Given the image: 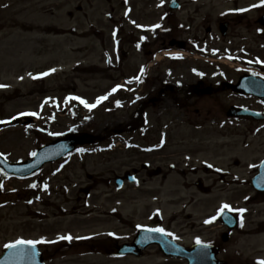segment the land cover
<instances>
[{"label": "rangeland", "instance_id": "rangeland-1", "mask_svg": "<svg viewBox=\"0 0 264 264\" xmlns=\"http://www.w3.org/2000/svg\"><path fill=\"white\" fill-rule=\"evenodd\" d=\"M169 1L0 0V85L6 86L0 88V121H10L0 123L7 125L0 127V153L11 162H19L30 159L39 147L67 134L86 133L97 140L78 147L69 157L45 166L31 178L0 179L3 186L0 188V254L6 244L16 240L43 239L55 241L38 244L44 252L46 248L53 252L48 264H184L165 260L154 247L141 260L97 256L90 254L93 252L90 248L107 241L121 245L133 238L134 225L146 224L147 211L155 207H159L163 226L169 233L183 243H191L203 235L198 228L191 229L193 220L185 215L191 213L198 225L217 205L214 203L217 200L206 201L192 186L197 179L206 184L217 182L213 170L203 166H228L230 154L222 149L233 151V157L243 163L239 165L243 168L252 158H257L252 145L245 155L240 154L244 137L222 139L217 127L205 125L199 129L196 123H171L173 115L180 117L182 113L169 99L163 100L164 108L161 105L167 110L162 123L157 124L155 118L163 109L153 107L148 110L143 132L127 130L126 124L142 98L155 95L159 85L153 79L159 74L170 72L173 85L174 82L195 85L201 78L198 73L203 75V72L205 85H212L220 80H232V67L249 68L246 64L253 56L264 59V32L257 24L263 14L260 7H252V12L240 15L234 13L250 9L260 0H178L177 19L165 15ZM197 9L200 12L193 14ZM190 17L199 27L186 28ZM228 17H233L234 23L227 38L215 34L216 30L211 35L205 33L209 26L212 28L222 19L229 20ZM176 21L184 23L182 30H170ZM195 37L199 39L196 42L199 48L207 45L203 51L215 56L198 53L193 49L194 44L190 51L177 54V49H160L162 41L172 38L188 41ZM231 54L238 61L221 64L219 55ZM218 65L222 67L219 68L222 76L208 82ZM45 72L50 74L32 79ZM142 73L149 77L144 85L141 83L144 76L137 81ZM167 80L171 81L170 77ZM101 96L107 99L91 111L79 102L95 104ZM68 97L79 99L65 103ZM207 102L190 105L189 118L196 121ZM201 122L199 119L198 123ZM161 128L164 129L160 131ZM245 129L246 126H240L232 132L243 134ZM158 143L164 145L161 154L165 156L159 159V165L166 168L168 163H175L185 174L164 169L165 180L159 177L148 182L141 171V184L117 192L114 176L130 169L139 170L145 160L153 157L151 150ZM238 175L246 177L247 170ZM32 184L37 187H30ZM86 188L90 189L88 196L82 192ZM152 197L157 200L148 209L145 205L151 203ZM133 198L138 203L134 210ZM192 198L198 201L187 208ZM118 202L123 205L119 211L126 220L124 224L114 221L120 219L114 207ZM205 209L210 212H203ZM254 219L264 221V215L258 214ZM252 229L264 232V226L255 225ZM69 235L73 237L70 242L58 239ZM263 240L261 233L256 241L252 239V248L262 246ZM69 245L75 248L63 250ZM58 248L61 249L58 253L53 251Z\"/></svg>", "mask_w": 264, "mask_h": 264}, {"label": "flooded vegetation", "instance_id": "flooded-vegetation-1", "mask_svg": "<svg viewBox=\"0 0 264 264\" xmlns=\"http://www.w3.org/2000/svg\"><path fill=\"white\" fill-rule=\"evenodd\" d=\"M200 9V8H199ZM197 9L193 14H197L200 10ZM173 16L172 14H170ZM227 21L223 20L219 23L225 22L228 24V28L231 27V24L234 23L233 18L228 17ZM204 21V22H203ZM202 23H206L203 20ZM184 24L182 21L174 22L176 30H180L179 25ZM189 28H193L195 25V19L190 18L189 23H187ZM218 24V22H217ZM218 24V25H219ZM202 26V24L200 25ZM195 27H199L195 25ZM162 46V45H161ZM164 48V46H162ZM185 50H189V44H185ZM251 74L257 78L264 79V67L255 68L252 72L241 73L236 72L234 78H232L231 83H236L243 75ZM167 77H170L168 73H161L154 79L158 83V89H163V95L159 101L153 106L154 108L159 107L158 109H163L166 103L163 100H170L171 104L176 107L181 114L180 117L170 118L171 123L175 121H181L183 124L193 125H212L223 127L225 133L230 132L231 129H234L235 126H246L249 131H252L253 141L255 142L254 146L256 148L255 152L257 153V158H252L250 162V175L247 182H243L242 188L240 190L225 191L226 189L221 190L222 196L231 197L232 205H238L240 209H245L243 214L231 213L232 216L236 219V225L233 228H227L224 224L219 223L218 230L212 227V225H207L206 232L210 237L215 233L216 236L212 238V245L217 248V258L222 264H256L257 260L264 259V247L258 250H252V239L259 237L260 234L252 231V226H254V218L259 214L264 215V193L257 192L252 187V178L258 173V169L261 163L264 161V103L260 101L257 97L240 95L235 92L230 87L224 85L223 82H220L217 85H205L203 80H199L197 85H167L166 87H161V83L167 82ZM207 100V105L203 107L204 109L198 113V118L196 121H193L189 118L187 114V109L190 105H196L198 101ZM209 103V104H208ZM160 104V105H159ZM163 105V108L161 107ZM144 110H149V106H146V103H143ZM150 107V108H153ZM252 112V115L248 116H239L240 111ZM167 110L164 109L158 113L155 120L157 123H162V119L167 118ZM202 115V116H201ZM169 118V117H168ZM203 120V122L198 123V120ZM180 155V154H175ZM170 155V157L175 156ZM165 157L161 152H154L153 157L149 162L159 165L160 158ZM168 169L172 170V165L166 166ZM230 168V167H229ZM153 170L146 167L144 170L145 175L148 178L152 177ZM165 178V176L163 177ZM220 185L222 187L224 182L220 180ZM212 191L209 188L208 193L205 197L212 195ZM246 219V221H244ZM241 221L243 222L241 224ZM213 228V229H212ZM212 229V231H210ZM248 240V247L242 246L244 241ZM53 253V252H52ZM50 254L49 251L45 252L47 263H49L53 254Z\"/></svg>", "mask_w": 264, "mask_h": 264}, {"label": "water", "instance_id": "water-1", "mask_svg": "<svg viewBox=\"0 0 264 264\" xmlns=\"http://www.w3.org/2000/svg\"><path fill=\"white\" fill-rule=\"evenodd\" d=\"M171 8H173V6H171ZM259 22L264 26V18H262ZM225 28L226 26H222L221 31L224 32ZM173 44L174 43H171V46H173ZM93 141V138L86 135H68L63 140H59L53 144L39 148L35 157L24 163L10 164L6 162L4 158L0 157V168H2L9 175L27 177L37 172L44 164L57 161L65 155L71 153L77 145ZM263 175L264 174H262L261 177ZM116 183L119 188L122 184V179L116 180ZM148 244H158L165 255L186 259L189 264H212V262H214V255L211 253V250H209L210 256L208 260H206L201 246L192 249L191 252H185L164 236L159 237L155 233L147 235L140 232L133 245L131 247H124L120 253L123 255L139 254ZM12 251L14 250L8 249L4 255L0 257V264H42V259L38 255L31 258H16L12 256Z\"/></svg>", "mask_w": 264, "mask_h": 264}, {"label": "snow or ice", "instance_id": "snow-or-ice-1", "mask_svg": "<svg viewBox=\"0 0 264 264\" xmlns=\"http://www.w3.org/2000/svg\"><path fill=\"white\" fill-rule=\"evenodd\" d=\"M261 6H264V0H260V4H257V5H253L252 7H261ZM249 9H240L239 11L241 12H244V11H248ZM156 27H160L159 25H157ZM113 36H115V33H113ZM143 39V38H142ZM137 47H139V45H137ZM257 63H259V61H257ZM51 71H55V69H52ZM50 73L49 72H45V73H42L41 76H33L32 79H40L42 78L43 76H47L49 75ZM127 83H131V81H128ZM3 87H6L5 85H0V88H3ZM117 89H113L112 91L115 92ZM112 93H109V95H111ZM79 98L77 97H68L67 100L65 101V103H67L69 100H77ZM107 99V96H101L97 99L96 103L95 104H88L86 101L84 100H80L79 102L81 104H84V106L86 108H88L90 111L91 109L95 108L99 103H101L102 101L106 100ZM45 103H47V101H45ZM117 106H120L119 105V102H117ZM21 115H24V116H28V115H37L36 113H21ZM0 123H10V121H0ZM80 152H83L84 150L83 149H79ZM33 156L36 155V153H32ZM3 186L0 185V188H2ZM30 187L32 188H36L37 185L36 184H32L30 185ZM43 190H47V185L44 186V189ZM225 210L231 212L233 211L232 208H230L228 205H222L221 208H220V213H223ZM241 214H243V212L245 211V209H239L238 210ZM215 219V217H213V220ZM213 220H206L205 223H212ZM243 222L241 221V224ZM143 231H146V232H158L160 233L161 235H171V233H167L164 231V229L162 228H150V229H143ZM109 235H113L112 233H109ZM59 240H67V241H71L73 239L72 236H61L58 238ZM86 239V237L84 238ZM55 243V241H45L43 239H40V240H16L14 243H10V244H6L5 247L9 250H14L12 251V256L13 257H16V258H25V257H35L38 253H36L35 249H36V246L38 244H44V243ZM196 243L198 245H200V241L197 240ZM202 247H208V245H202ZM256 264H264V259L262 260H257L256 261Z\"/></svg>", "mask_w": 264, "mask_h": 264}]
</instances>
